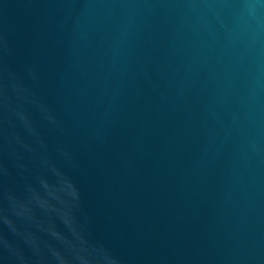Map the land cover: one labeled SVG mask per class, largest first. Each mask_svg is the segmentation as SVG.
Segmentation results:
<instances>
[{
  "label": "water",
  "instance_id": "1",
  "mask_svg": "<svg viewBox=\"0 0 264 264\" xmlns=\"http://www.w3.org/2000/svg\"><path fill=\"white\" fill-rule=\"evenodd\" d=\"M0 264H264V0H0Z\"/></svg>",
  "mask_w": 264,
  "mask_h": 264
}]
</instances>
